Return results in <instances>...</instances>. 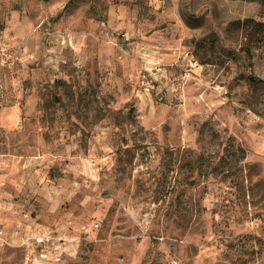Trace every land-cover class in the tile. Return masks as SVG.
<instances>
[{
  "label": "rangeland",
  "instance_id": "1",
  "mask_svg": "<svg viewBox=\"0 0 264 264\" xmlns=\"http://www.w3.org/2000/svg\"><path fill=\"white\" fill-rule=\"evenodd\" d=\"M257 23L262 0H0V264H264Z\"/></svg>",
  "mask_w": 264,
  "mask_h": 264
},
{
  "label": "trees",
  "instance_id": "2",
  "mask_svg": "<svg viewBox=\"0 0 264 264\" xmlns=\"http://www.w3.org/2000/svg\"><path fill=\"white\" fill-rule=\"evenodd\" d=\"M262 7L264 9V0H262ZM187 23L192 26V27H196V25H198L197 23L198 22V19L196 18H193V17H189L187 18ZM256 27H258L259 29H264V24H261V23H257L256 24ZM260 33H263V30H259Z\"/></svg>",
  "mask_w": 264,
  "mask_h": 264
}]
</instances>
